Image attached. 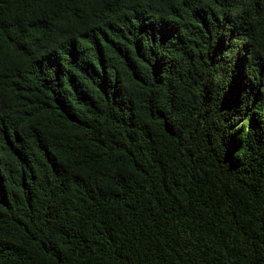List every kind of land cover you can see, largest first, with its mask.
Masks as SVG:
<instances>
[{"label": "trees", "instance_id": "trees-1", "mask_svg": "<svg viewBox=\"0 0 264 264\" xmlns=\"http://www.w3.org/2000/svg\"><path fill=\"white\" fill-rule=\"evenodd\" d=\"M0 264H264V0H0Z\"/></svg>", "mask_w": 264, "mask_h": 264}]
</instances>
